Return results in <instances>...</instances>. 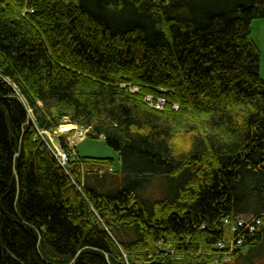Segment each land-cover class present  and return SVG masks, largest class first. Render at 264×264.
Masks as SVG:
<instances>
[{"label": "trees", "instance_id": "obj_1", "mask_svg": "<svg viewBox=\"0 0 264 264\" xmlns=\"http://www.w3.org/2000/svg\"><path fill=\"white\" fill-rule=\"evenodd\" d=\"M261 18L264 0H0V264H216L244 216L263 225L228 264L262 262ZM65 124L119 163L60 136L63 167L40 132Z\"/></svg>", "mask_w": 264, "mask_h": 264}, {"label": "rangeland", "instance_id": "obj_2", "mask_svg": "<svg viewBox=\"0 0 264 264\" xmlns=\"http://www.w3.org/2000/svg\"><path fill=\"white\" fill-rule=\"evenodd\" d=\"M252 38L258 46L261 54V68L260 73L264 79V18L257 19L252 23ZM138 89H133L132 92H138ZM151 102L154 101L152 97L148 98ZM163 99H159L155 108L162 110L163 107L161 104ZM149 101V102H150ZM160 101V102H159ZM160 104V105H159ZM31 114L32 112L29 111ZM49 136V135H48ZM53 136V137H52ZM49 136V142L52 147H60L59 142L60 136H63L65 140L73 139L76 143V150L81 157H95V158H112L119 163L120 154L111 149L104 140H92L87 137V132L82 131L78 128L73 127L72 125L65 124L63 125L55 134ZM118 170V168H117ZM249 249L244 250V255H248ZM259 260H255V263L262 261L258 264H264V256L260 255ZM246 257V256H245ZM243 261V260H240ZM242 262H240L241 264Z\"/></svg>", "mask_w": 264, "mask_h": 264}, {"label": "built area", "instance_id": "obj_3", "mask_svg": "<svg viewBox=\"0 0 264 264\" xmlns=\"http://www.w3.org/2000/svg\"><path fill=\"white\" fill-rule=\"evenodd\" d=\"M148 101L150 100L148 99ZM161 102H163L161 106L164 107L165 100ZM40 135H46L47 138L49 136H52V134L43 133V132H40ZM67 144L71 149L75 150L76 143L73 139H68ZM51 148L55 156L60 161L61 165L65 167L68 164L69 155L65 152V150L61 148L60 149L56 147L54 148L51 147ZM112 172L113 169H109V173ZM101 174H103V172H101ZM222 223L226 228V237L225 240L219 242L217 245V249L223 254L221 257L215 259L216 264L230 263L233 258V255L239 250L244 249L247 246L249 239L251 237H254L258 232H260L263 225V220L262 217L260 216H252L248 218H243V217L234 218V219L227 218V219H223Z\"/></svg>", "mask_w": 264, "mask_h": 264}, {"label": "crops", "instance_id": "obj_4", "mask_svg": "<svg viewBox=\"0 0 264 264\" xmlns=\"http://www.w3.org/2000/svg\"><path fill=\"white\" fill-rule=\"evenodd\" d=\"M73 126V125H72ZM73 127H75V126H73ZM76 128V127H75ZM49 140V139H48ZM49 144H50V142H49ZM50 147H52V145L50 144ZM56 148H58V147H56ZM63 149L61 146L58 148V149ZM52 149V148H51ZM77 149V148H76ZM75 149V150H76ZM76 152H77V150H76ZM78 153V152H77ZM248 217H252V216H244L243 218H248Z\"/></svg>", "mask_w": 264, "mask_h": 264}]
</instances>
